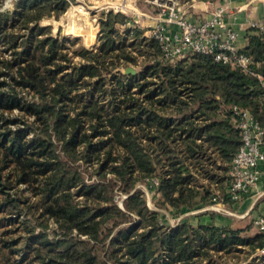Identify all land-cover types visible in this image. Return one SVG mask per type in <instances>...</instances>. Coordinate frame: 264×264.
Returning <instances> with one entry per match:
<instances>
[{"label": "trees", "instance_id": "trees-1", "mask_svg": "<svg viewBox=\"0 0 264 264\" xmlns=\"http://www.w3.org/2000/svg\"><path fill=\"white\" fill-rule=\"evenodd\" d=\"M71 1L0 0V264H219L218 252L263 248L252 221L160 224L135 184L177 209L225 192L241 142L232 106L264 127V83L250 72L264 78V31L241 49L250 71L203 53L172 65L141 28L116 29L123 12L105 13L93 49L53 35L40 20Z\"/></svg>", "mask_w": 264, "mask_h": 264}, {"label": "built area", "instance_id": "built-area-1", "mask_svg": "<svg viewBox=\"0 0 264 264\" xmlns=\"http://www.w3.org/2000/svg\"><path fill=\"white\" fill-rule=\"evenodd\" d=\"M134 1H102L94 5V8L102 10L96 18L100 23L109 10L126 13L122 22L115 23L116 29L122 34H131L134 28H141L142 37L157 41L161 52L155 59L163 63L173 65L192 54L203 53L211 55L215 61L237 65L250 71V58L237 45L236 29L224 20L225 6L219 5L211 9L207 17L194 18L190 11L191 5L184 0H143L145 9L138 7ZM250 72L264 83L260 73ZM232 114L241 142L229 163L225 192L213 193L209 202L200 210L238 215L229 209V205L240 200L262 173L259 164L264 160V127L246 107L233 105ZM153 183L156 184L157 181L154 180ZM251 221L255 229L264 232L263 214L255 215ZM261 249L264 251V246Z\"/></svg>", "mask_w": 264, "mask_h": 264}, {"label": "rangeland", "instance_id": "rangeland-1", "mask_svg": "<svg viewBox=\"0 0 264 264\" xmlns=\"http://www.w3.org/2000/svg\"><path fill=\"white\" fill-rule=\"evenodd\" d=\"M14 0H3L1 8H11L13 6ZM105 1V0H73L71 1L67 6L69 5H80V9L75 11V15H73L72 20L68 19L63 15V12L60 14L58 18L55 17H47L40 20V23L42 25H51V33L53 35H60L61 37H67L69 39L76 40V44L74 47L77 46H84L89 49H93L98 45L99 42V26L100 23L98 19L96 18L99 14H101L102 10H99L98 8H94V5ZM135 4L140 7L141 9H145L143 6V0H135ZM86 9V10H84ZM83 18L85 19H93L94 26L93 28H85L82 30L80 34H77L76 30H73L72 25L74 26L75 18ZM67 22V23H66ZM97 25V26H96ZM97 27L96 35L94 33V28ZM75 33V34H74ZM78 58L76 57L75 60ZM132 64V63H131ZM138 65L141 69H144L143 63H140L138 61ZM125 67V66H124ZM120 69L123 71V68ZM93 169V168H91ZM90 169V170H91ZM149 184L144 183L142 181L137 182L135 184L136 187H140L146 197V202L149 208L154 209L158 211V220L160 224H164L166 226L170 227H176L178 224L182 223L183 221H189L192 223V225H197L199 222H205L207 216H211L213 219V222L216 221L218 225H226L228 223L234 222L235 225H245L246 223H250L249 218H241V214L235 215V214H229L224 211H216V210H200L204 205H200L196 208H188V207H182L180 209L174 208V207H167L165 205H158L157 202L154 201L155 198V190H150L148 187ZM149 189V190H148ZM114 195L116 197V203L119 207L122 205V198L126 197V193L120 191V189L114 190ZM231 211L236 213V211L229 207ZM192 211V212H191ZM217 218V220H215ZM138 220V219H137ZM136 218L129 222L128 224H133L136 221ZM12 233L9 234L11 236ZM18 234H16V237ZM18 243L16 251L23 252L25 249H27V245H29V236L26 234V232L22 231L20 234V237L18 236ZM261 254H264V251L262 249H258L253 253H248V250L243 247L239 246V248H236L235 251L226 253L225 251H221L216 253L215 260L216 263L219 264H259L261 262V259H259V256Z\"/></svg>", "mask_w": 264, "mask_h": 264}, {"label": "crops", "instance_id": "crops-1", "mask_svg": "<svg viewBox=\"0 0 264 264\" xmlns=\"http://www.w3.org/2000/svg\"><path fill=\"white\" fill-rule=\"evenodd\" d=\"M191 5L194 18L209 16L208 11L222 5L225 6L224 20L233 26L237 33V45L242 49L247 44V33L264 31V0H184ZM262 173L258 181L249 188L240 200L230 204L241 218H252L257 214L264 215V160L259 164ZM205 223L213 222L211 216L204 218ZM217 220V218L215 219ZM216 223V221H214ZM217 224V223H216Z\"/></svg>", "mask_w": 264, "mask_h": 264}, {"label": "bare ground", "instance_id": "bare-ground-1", "mask_svg": "<svg viewBox=\"0 0 264 264\" xmlns=\"http://www.w3.org/2000/svg\"><path fill=\"white\" fill-rule=\"evenodd\" d=\"M80 9V5H69L65 11L63 12V15L67 17L68 19L73 18V15H75V11ZM86 10V9H84ZM74 26L72 25L73 30L77 31V34H80L83 29L85 28H93L94 21L93 19H83V18H75ZM67 23V22H66ZM75 34V33H74Z\"/></svg>", "mask_w": 264, "mask_h": 264}, {"label": "water", "instance_id": "water-1", "mask_svg": "<svg viewBox=\"0 0 264 264\" xmlns=\"http://www.w3.org/2000/svg\"><path fill=\"white\" fill-rule=\"evenodd\" d=\"M123 72H126V73H136V68L132 65H127L123 68ZM123 207V206H121Z\"/></svg>", "mask_w": 264, "mask_h": 264}]
</instances>
